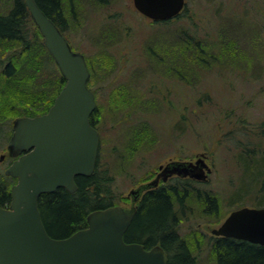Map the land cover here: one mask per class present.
<instances>
[{
    "label": "rangeland",
    "instance_id": "1",
    "mask_svg": "<svg viewBox=\"0 0 264 264\" xmlns=\"http://www.w3.org/2000/svg\"><path fill=\"white\" fill-rule=\"evenodd\" d=\"M11 7L12 0H0V14ZM60 7L64 33L95 79L92 121L113 200L128 207V192L151 180L158 166L206 157L207 182L168 187L182 198L172 201L190 253L198 264H215L211 230L234 209L257 207L261 198L257 205L264 207L260 185L237 200L256 171L250 175L237 162L241 147L251 150L252 161L264 152V0H187L181 17L165 25L139 16L132 0H60ZM2 58L6 63L9 55ZM29 74L27 66L18 74L26 83L10 96L11 107L34 102ZM15 118L0 102V124L7 123L0 128V156L6 155L0 173L11 162L6 147ZM211 197L216 211L209 212Z\"/></svg>",
    "mask_w": 264,
    "mask_h": 264
},
{
    "label": "water",
    "instance_id": "2",
    "mask_svg": "<svg viewBox=\"0 0 264 264\" xmlns=\"http://www.w3.org/2000/svg\"><path fill=\"white\" fill-rule=\"evenodd\" d=\"M133 1L141 14L155 21L174 17L184 7V0ZM24 2L65 83L45 114L13 121L7 149L16 159L4 174L16 182L9 205L0 207V264H167L161 246L146 249L124 241L134 207L115 205L92 211L86 227L66 238L47 234L38 208L40 195L57 188L77 190L75 178L90 176L95 169L99 133L90 124L96 105L86 84L89 72L84 57L70 49L35 0ZM3 159L1 155L0 162ZM209 173L200 157L195 163H169L160 175L205 181ZM211 234L264 246V208L236 209Z\"/></svg>",
    "mask_w": 264,
    "mask_h": 264
},
{
    "label": "trees",
    "instance_id": "3",
    "mask_svg": "<svg viewBox=\"0 0 264 264\" xmlns=\"http://www.w3.org/2000/svg\"><path fill=\"white\" fill-rule=\"evenodd\" d=\"M24 1L12 0V7L8 12L0 14V102H7L8 110L16 111L15 119L45 114L64 84L53 59L44 47L42 37ZM35 2L41 11L62 30L64 17L60 0H35ZM3 54L9 55L6 63L2 58ZM24 66L32 72L29 74L30 81H27L29 86L32 85L34 89H37L34 92L35 99L32 104L28 105V108H23L22 103L17 107H11L13 101H10V96L25 82L24 78L17 79ZM52 78L54 81L51 84ZM12 80H16V83ZM90 123L94 126L92 116ZM4 124L7 123H1L0 128ZM250 155L251 150L241 147L237 162L243 167L244 172L251 171L250 175L256 171L252 176L250 190L244 193L239 192L237 200L249 195L259 185L258 192L263 193L264 191V182L259 183L263 177L261 171L264 170V164L261 168L258 164V161L264 162V152L260 160L252 161ZM112 179L107 171L100 167L98 158L90 176L75 178L77 190L74 193L64 188H57L52 193L40 195L38 208L47 234L55 239L69 237L86 227V218L90 212L117 205L113 200ZM14 183V179L0 173V207L9 205L10 189ZM170 195L169 198L162 189L147 192L125 232L124 241L137 242L146 249L155 245L161 246L166 252L167 264H198L190 253L186 240L180 234L181 215L176 211L174 201H171L175 198V201L181 202L182 198L178 199V192L175 188ZM262 200L258 201L257 207L254 208H259L257 204L262 203ZM207 201L208 211H216L214 198L211 197ZM210 239L211 249L216 254L215 264H264V246L225 237Z\"/></svg>",
    "mask_w": 264,
    "mask_h": 264
},
{
    "label": "flooded vegetation",
    "instance_id": "4",
    "mask_svg": "<svg viewBox=\"0 0 264 264\" xmlns=\"http://www.w3.org/2000/svg\"><path fill=\"white\" fill-rule=\"evenodd\" d=\"M102 2H105V0H101ZM187 5V0H184V7H183V9H182V11L178 14V15H176V16H174V17H171V18H169V19H165V20H157V21H155V20H152V19H150V18H148V17H146V16H144L143 14H141L136 8H135V6H134V1L132 0V6H133V9L136 11V13L139 15V16H141L142 18H144L145 20H147V21H150L152 24H155V25H165V24H168V23H171V22H173V21H175L176 19H178L179 17H181V15L183 14V12H184V10H185V6ZM63 15V14H62ZM64 17V16H63ZM64 24H65V18H64V22L62 23V26H63V28H62V30L60 29V28H58L59 29V31L61 32V34L64 36V38L66 39V41H67V43H68V45L70 46V49L73 51V52H77V53H80L83 57H84V60H85V64H86V67H87V70H88V72H89V77H88V79H87V87H88V89L93 93V95H94V100H95V104H96V87H95V85H94V77H93V74H92V70H90V67H89V65H88V60H87V57H86V55L83 53V52H81V51H79V50H77V49H75L72 45H71V43L69 42V40H68V38H67V36L65 35V27H64ZM126 55H127V52H126ZM121 62L123 63V61L121 60ZM124 64H125V66L123 65L122 67H123V69H126V64H127V60L126 61H124ZM57 67V66H56ZM58 69V68H57ZM58 72H59V70H58ZM59 74H60V72H59ZM61 75V74H60ZM62 77V76H61ZM62 79H63V77H62ZM64 80V79H63ZM64 83H65V81H64ZM63 86H64V84H63ZM62 86V87H63ZM96 109V108H95ZM95 111V110H94ZM93 114H94V112H93ZM7 144H8V142H7ZM6 149H7V147H6ZM7 152H8V149H7ZM8 157H9V159H11V162H10V164L12 163V161L13 160H15L16 158H13V157H11L10 155H9V152H8ZM201 156H197L196 158H195V160H192V159H188V160H171V161H168V162H166V163H164V164H162V165H160V166H158V170L155 172V174H154V177L151 179V180H149V181H147V182H145V183H142V184H140V185H137L135 188H132L129 192H128V194H127V197L129 198V206L127 207V206H123L125 209H130V208H132V207H134L135 209H136V212H137V208H138V205H139V203H140V201L143 199V197H144V195L147 193V192H152V191H156V190H159V189H162L163 191H165L167 194H168V196H169V198H170V193H172L173 192V188H174V186L172 185L171 187H168V186H170V183H175V184H177V182H181L182 180H185V179H187V180H191V181H195V182H197V180H195V179H191V178H189V177H183V176H180V175H178V174H171V175H168V174H166V175H160V173L162 172V170H163V168L167 165V164H169V163H173V162H184V163H195L197 160H198V158H200ZM205 157V156H204ZM5 158H6V155H4V159L1 161V162H3L4 160H5ZM204 161L206 162V157H205V159H204ZM0 162V163H1ZM207 163V162H206ZM9 164V165H10ZM208 164V163H207ZM162 167V169H160ZM210 174V173H209ZM13 179V178H12ZM207 180H208V176H207V178H206V180L205 181H198V182H200V183H205V182H207ZM14 181H15V179H14ZM133 191H136L135 193H133ZM171 199H172V197H171ZM172 201V200H171ZM233 211V210H232ZM136 214V213H135ZM134 217H135V215H134ZM133 217V218H134ZM132 222V221H131ZM125 235V234H124ZM126 243H137V242H126ZM139 244V243H138Z\"/></svg>",
    "mask_w": 264,
    "mask_h": 264
}]
</instances>
